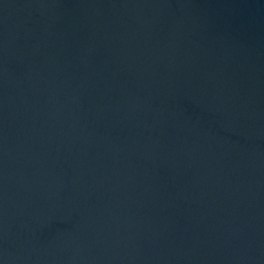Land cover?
<instances>
[{
  "label": "water",
  "instance_id": "1",
  "mask_svg": "<svg viewBox=\"0 0 264 264\" xmlns=\"http://www.w3.org/2000/svg\"><path fill=\"white\" fill-rule=\"evenodd\" d=\"M0 264H264V0H0Z\"/></svg>",
  "mask_w": 264,
  "mask_h": 264
}]
</instances>
